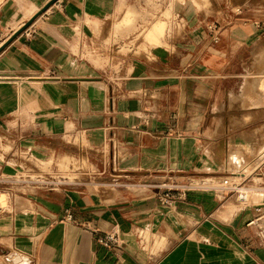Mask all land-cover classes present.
<instances>
[{
	"label": "crops",
	"instance_id": "crops-1",
	"mask_svg": "<svg viewBox=\"0 0 264 264\" xmlns=\"http://www.w3.org/2000/svg\"><path fill=\"white\" fill-rule=\"evenodd\" d=\"M130 1L7 0L0 7L2 176L18 177L23 152L44 164L61 154L65 168L70 157L62 154H86L71 146L77 142L101 150V173L115 188L102 195L87 183L42 185L13 199L0 219L9 264H264L262 216L253 213L264 208L262 189L257 206L240 210L220 204V188L191 190L170 205L160 189L222 172L228 155L264 156L263 0L215 1V20L197 12L204 5L177 4L181 38L151 48L143 38L149 57L130 59L111 80L91 58L101 44L95 31ZM235 9L240 17L232 21ZM137 19L128 8L115 36L130 34ZM212 21L223 28L217 44L205 29ZM112 231L121 246L105 249L96 236Z\"/></svg>",
	"mask_w": 264,
	"mask_h": 264
},
{
	"label": "rangeland",
	"instance_id": "rangeland-1",
	"mask_svg": "<svg viewBox=\"0 0 264 264\" xmlns=\"http://www.w3.org/2000/svg\"><path fill=\"white\" fill-rule=\"evenodd\" d=\"M215 1H218L219 3L229 1L230 5H232L231 0H131L127 3V5H124L123 7L116 10L115 14L109 18L108 22L96 29L95 34L97 38L101 40V44L99 46V49H92V54L94 55V57L91 58L97 66L108 69V72H111L108 74V78L113 80V77L115 76L113 73H116V75H118L121 72V69L128 63H130V59L149 57V53L141 49L143 38L148 40L146 35L148 36V34H150V48L161 46L164 38H166L167 42L168 40L176 41L181 38L183 30L182 27L177 25V15L176 12H174V8L177 4L192 2L199 6L204 5L206 6V8L204 10L197 9V12L201 13L203 16L211 15L215 20L217 14H215L214 11L210 10V8L212 7V3H215ZM261 2L264 3V0ZM260 6H262L261 8H263V10L261 12H258L260 13L261 17H259V19L257 20L264 23V4H261ZM128 8H134L138 13V19L136 20L137 25L136 27H131L130 34L124 37H121L119 35L115 36V34L113 33L114 26L121 23ZM218 15L220 16V14ZM229 15L230 19L234 21L236 18L240 17L239 9L233 10ZM31 22L32 19L29 20L28 23H26V25L21 29L27 28ZM159 24L160 28L158 27ZM162 24H165V27L162 26ZM183 25L185 26L184 22ZM162 27L165 29L161 30ZM158 30H161L162 32L160 31L159 33ZM155 31H157V33L153 34L155 33ZM150 59H152L151 54ZM258 87L261 90L264 89V85L262 84L261 86L258 84ZM233 97L234 95H230V98ZM159 98V95L151 96L150 101L153 102V104H156ZM71 146H74L75 148H78L83 152L85 151L86 154H62L64 156L70 157L67 166L65 165V168L63 166L64 164L59 163L58 165L57 162L58 158L61 157V154L57 156H54V153L50 154L47 160H43L49 161L48 164H44L43 162L36 161L33 155L28 156L27 152L22 153V162L19 163L20 167H18V177H20L5 179V177L3 176L0 178L1 180H4L3 183H0L1 220L5 219L6 215L9 214L10 203L13 199H17L18 196L23 193H31L35 191L36 188H39L42 185H45L47 188H65L74 183H87L90 184L91 190L97 192L101 191L99 193L102 195H104V193H110V191H115L113 182L105 183L108 182L109 179H113L112 176H109V174L107 173H101L100 162H107V159L104 158L101 150L90 151L87 146L79 144L77 142H72ZM226 157L222 155L220 160H223V162H225V159H227ZM263 160L264 156H257L254 154L244 155L235 153L233 155H228V169L222 167V172H204L197 175V177L212 176L224 178L213 180V183L209 184L206 181H201V178L196 177L191 178L190 180L182 184L190 183L198 188H204L206 186L207 188H220L222 189V192L218 189H215L217 191L218 198L222 200L220 204L222 205L226 201H232L238 206L239 210L242 209L245 205L238 200L237 194L228 193V191L226 190H228L227 188L232 185H246L244 186L245 188L243 189V191H245V195L249 197L247 203H250L251 206H257L253 205V203L255 204V201L252 200V198L255 197L259 192L258 189H262L260 191L264 192V165L261 166V169H252L255 166L259 165ZM211 170L212 169H208L206 171ZM225 170H227L228 172H225ZM0 173L2 175L1 171ZM243 175V178H245L246 180H243ZM25 180H30L31 182H26ZM261 195L262 198H264V194L261 193ZM235 207L236 206L232 205V208L235 209ZM253 213L262 216L261 226H263L264 228V208H262L259 212ZM141 240L142 239H140V242ZM142 245L145 250H149L148 246H146L145 244ZM11 252L13 251H7L3 247V245H0V264H9L7 255ZM150 252L154 253L155 250L150 249Z\"/></svg>",
	"mask_w": 264,
	"mask_h": 264
},
{
	"label": "built area",
	"instance_id": "built-area-1",
	"mask_svg": "<svg viewBox=\"0 0 264 264\" xmlns=\"http://www.w3.org/2000/svg\"><path fill=\"white\" fill-rule=\"evenodd\" d=\"M7 0H1L0 1V7L4 2ZM261 26L260 24H257V27L259 28ZM206 32L208 36L210 37L211 43L217 44L219 41L220 33L222 32V26L219 22L212 21L208 23L205 26ZM1 171V170H0ZM3 177L0 173V178ZM3 183L4 180L0 179V183ZM53 184V183H51ZM50 184V185H51ZM200 188V187H199ZM198 187L194 186L193 184H180V183H170V184H163L160 189L163 191L161 195V202L165 205H170L174 201L177 200H182L185 194L191 190L199 189ZM202 188V187H201ZM228 193H234L237 194L238 198L240 200H244L245 198V191L244 185H232L229 188H227ZM257 211L259 210L258 207ZM71 215L67 214L66 220L69 221L71 220ZM262 237L264 239V234H262ZM96 241L97 243L102 246L105 249H111V248H120L121 246V241L119 239V236L116 232H105L102 234H99L96 236Z\"/></svg>",
	"mask_w": 264,
	"mask_h": 264
},
{
	"label": "bare ground",
	"instance_id": "bare-ground-1",
	"mask_svg": "<svg viewBox=\"0 0 264 264\" xmlns=\"http://www.w3.org/2000/svg\"><path fill=\"white\" fill-rule=\"evenodd\" d=\"M1 1V0H0ZM129 14L132 16V17H134V15H135V13L134 12H130L129 11ZM128 16V21H130L131 20V16ZM127 21V20H126ZM160 26V24L158 25V27ZM162 26H164L163 24H162ZM165 27V26H164ZM123 28V27H122ZM156 28V27H155ZM160 28V27H159ZM162 29H164L163 27L161 28V30ZM156 30V29H155ZM161 30H158L159 31V33H160V31ZM162 32V31H161ZM157 33V31H155V33H153V34H156ZM164 33V32H163ZM153 36V35H152ZM155 36H157V35H155ZM147 38H148V41H151V39H150V34H148V36H147ZM159 39H160V36H159ZM154 43V42H153ZM264 193V192H263ZM255 197H253L252 198V200H254L255 201V199H254ZM238 200L241 202V203H243L245 206H248V205H251L250 203L248 204L247 202H248V200H249V197H247L246 195H245V198H244V200H240L239 198H238ZM257 203H253V205H256ZM245 206H243V207H245ZM259 207V206H258ZM12 260H14V258H12ZM17 264V263H16Z\"/></svg>",
	"mask_w": 264,
	"mask_h": 264
}]
</instances>
